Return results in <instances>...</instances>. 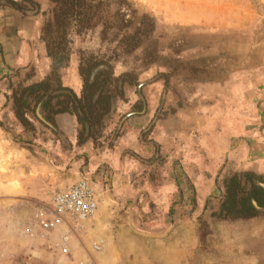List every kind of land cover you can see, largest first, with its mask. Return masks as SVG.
<instances>
[{
    "label": "rangeland",
    "instance_id": "obj_1",
    "mask_svg": "<svg viewBox=\"0 0 264 264\" xmlns=\"http://www.w3.org/2000/svg\"><path fill=\"white\" fill-rule=\"evenodd\" d=\"M14 1L21 3V11L33 12L37 8L32 0L34 4ZM127 1L139 15L147 14L155 20L154 37L163 47L162 54L170 52L166 49L168 43H176L174 47L180 53L175 58L185 64L177 69L166 86L160 78V74L165 73L162 64L142 68V50L129 57H120L116 62L111 61L115 76L132 73L137 77V83L131 86L135 98L126 100L125 104L130 102L127 111L113 117V131L117 130L126 114L142 111V101L137 95L140 84H143L140 95L145 102V112L150 116L141 137L144 142H152L154 132L168 122V117L174 118L170 120L171 126H180L185 117L195 116L201 110L216 105L217 96L208 97L202 83L226 84L232 71L249 73V65L255 68L264 64V0ZM5 3L6 0H0V6H7ZM228 5H236V10L252 7L251 19L244 15L247 20L244 27L222 29L217 25L226 17H238L237 12L231 13L235 9L230 11ZM49 8L41 14L43 22L44 13ZM201 9L203 11H198ZM113 47L114 43L100 41L98 29L81 39H74L72 45L77 59L79 50L109 57ZM19 72L10 77L8 90L17 84L26 85V80L16 83L15 77L18 78ZM261 87L262 84L259 89ZM155 92L154 99L150 100V95ZM244 100L242 97L241 101ZM138 101L140 108L135 110L133 107ZM178 113L181 118L174 117ZM27 119L31 128L19 124L6 98L1 103L0 264H264V212L247 221H216L212 218L219 205L221 181L234 173L222 169L205 171L207 179H211L212 189L210 197L201 202L192 179L178 174L177 201H184L186 207L174 203L171 208H162L148 200L139 222L133 225L130 220L125 225L123 236L113 239L114 255L108 257L104 232L94 231L90 223L97 208L86 220L66 224L53 216L52 195L74 183L62 189L55 187L54 181L49 183L47 162L51 161L47 157L52 153L47 140H54L55 134L49 131L50 127L29 116ZM193 120L195 122L194 117ZM45 122L52 126V121ZM260 122L264 123V117ZM123 124L116 131L117 135ZM189 135L194 141L200 136L198 131H190ZM155 153L156 148H151L147 156L138 154L152 165L141 175L143 179L139 185L152 186L161 178L165 160L155 158ZM261 179L262 183H258L264 185L263 177ZM202 187L210 186L204 182Z\"/></svg>",
    "mask_w": 264,
    "mask_h": 264
},
{
    "label": "crops",
    "instance_id": "obj_2",
    "mask_svg": "<svg viewBox=\"0 0 264 264\" xmlns=\"http://www.w3.org/2000/svg\"><path fill=\"white\" fill-rule=\"evenodd\" d=\"M32 1L38 8L33 12H19L0 6V110L1 103L9 94V79L17 71L20 74L15 77L16 83L26 80V85L42 81L50 71V60L40 41L41 14L50 3L47 0ZM227 8L230 11L234 8L231 13L237 12L238 17H226L217 23L222 29H240L247 22L244 15L247 14L249 20L253 15L251 6L243 10H236V5H228ZM248 68L249 73L232 71L226 84L202 83L208 97L217 96L216 105L201 110L195 116L185 117L180 126H171L170 120L174 118L168 117V122L154 132L152 142H144L141 137L150 119L145 110L129 117L118 135L111 125L107 126L97 146L91 140L77 143L78 125L74 115L58 114L53 117L52 126L48 129L55 134V138L47 140L52 153L47 157L51 161L47 162L49 183L54 181L55 187L60 189L80 180L91 185L99 204L90 223L94 231L104 232L105 254L108 257L114 255L113 239L123 236L125 225L130 220L133 225L139 222L148 200L162 208H171L174 203L186 207L184 201H177L178 174L192 179L200 202L210 197L212 189L211 179H207L205 171L251 172L264 179V123L260 122V118L264 117V64L255 68L249 65ZM27 71L30 73L27 74ZM61 79L64 88L80 94L82 83L75 54L71 55L68 67L62 70ZM261 84L263 87L259 89ZM131 86L123 85L125 100L135 98ZM137 95L139 98L140 93L137 92ZM155 95L156 92L149 99L153 100ZM242 97L245 98L243 102ZM126 102L117 103L112 117L127 111L130 102ZM174 117H180L179 113ZM37 122L42 124L39 120ZM190 131H198L200 136L197 141L189 135ZM151 148H156L155 158L165 160L163 173L152 186L139 185L143 179L141 175L152 165H148L149 162L146 163L138 154L147 156ZM204 182H208L210 187L203 188ZM170 214L172 216L173 211Z\"/></svg>",
    "mask_w": 264,
    "mask_h": 264
},
{
    "label": "trees",
    "instance_id": "obj_3",
    "mask_svg": "<svg viewBox=\"0 0 264 264\" xmlns=\"http://www.w3.org/2000/svg\"><path fill=\"white\" fill-rule=\"evenodd\" d=\"M33 3L30 0H21ZM48 12L40 29L46 57L50 60V71L44 79L30 85L10 86L6 97L16 120L24 128H31L27 116L38 121L35 115L37 105L48 122L58 114L74 115L78 125L77 143L91 140L97 146L104 137L107 126L112 125L118 102H125L123 85H135L137 77L132 73L115 76L111 61L129 57L141 51V66L147 69L162 64L165 73L160 74L166 86L169 85L177 69L185 64L175 57L180 53L176 43H168L170 52L163 55V47L156 32L155 20L147 15H139L127 0H47ZM34 4V3H33ZM5 5L21 11V3L6 0ZM99 30L101 42L114 43L110 56L77 51L78 75L82 88L79 95L64 88L61 83L62 70L74 50V39H81L88 33ZM140 108V102L133 107ZM262 183L260 176L251 172L231 173L220 185V199L217 211L212 213L216 221H247L260 215L253 205L264 208V190L257 186Z\"/></svg>",
    "mask_w": 264,
    "mask_h": 264
},
{
    "label": "built area",
    "instance_id": "obj_4",
    "mask_svg": "<svg viewBox=\"0 0 264 264\" xmlns=\"http://www.w3.org/2000/svg\"><path fill=\"white\" fill-rule=\"evenodd\" d=\"M98 200L91 185L80 180L52 195V212L58 222L67 223L89 218L96 210Z\"/></svg>",
    "mask_w": 264,
    "mask_h": 264
},
{
    "label": "water",
    "instance_id": "obj_5",
    "mask_svg": "<svg viewBox=\"0 0 264 264\" xmlns=\"http://www.w3.org/2000/svg\"><path fill=\"white\" fill-rule=\"evenodd\" d=\"M142 86H143V84H140V85L138 86V92H139V93H140V90H141ZM139 98H140L141 101H142V106H143L142 111H144V110H145V102H144V99L142 98L141 95L139 96ZM45 99H46V98H44L43 100H45ZM43 100L37 105V108H36V116H37L38 120H39L42 124H44L45 126L51 127L48 123L45 122V120L43 119V116H42V114H41V105H42ZM142 113H143V112H142ZM136 114H139V113H129V114L125 115L124 118H122L121 121H120L119 124H118L117 132H118V130L121 128V125L123 124V122H124L125 120H127L129 117L134 116V115H136ZM257 186H259L260 188H262V189L264 190V185L258 183ZM252 205H253V207H254L257 211H259V212H264V208H259V207L257 206V204H256L254 201H252Z\"/></svg>",
    "mask_w": 264,
    "mask_h": 264
}]
</instances>
